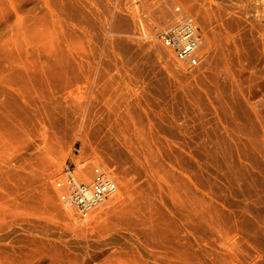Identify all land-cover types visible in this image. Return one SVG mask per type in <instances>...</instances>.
Returning <instances> with one entry per match:
<instances>
[{
    "label": "rangeland",
    "instance_id": "rangeland-1",
    "mask_svg": "<svg viewBox=\"0 0 264 264\" xmlns=\"http://www.w3.org/2000/svg\"><path fill=\"white\" fill-rule=\"evenodd\" d=\"M66 1L0 0V264H264V0ZM174 8L197 68L141 33ZM95 163L80 217L54 181Z\"/></svg>",
    "mask_w": 264,
    "mask_h": 264
},
{
    "label": "built area",
    "instance_id": "built-area-1",
    "mask_svg": "<svg viewBox=\"0 0 264 264\" xmlns=\"http://www.w3.org/2000/svg\"><path fill=\"white\" fill-rule=\"evenodd\" d=\"M184 18L175 23L174 26L155 23L149 28H141V33L144 35L147 32L152 39L154 38L168 47L180 61L187 64L188 68L193 69L199 67L203 60L197 54V42L200 34L192 18ZM90 173L89 184L76 181L69 170L66 173L68 178L66 185L60 180L55 183L59 189L58 196L61 201L72 206L80 217H85L93 207L116 189L112 173L103 165L93 164Z\"/></svg>",
    "mask_w": 264,
    "mask_h": 264
},
{
    "label": "bare ground",
    "instance_id": "bare-ground-1",
    "mask_svg": "<svg viewBox=\"0 0 264 264\" xmlns=\"http://www.w3.org/2000/svg\"><path fill=\"white\" fill-rule=\"evenodd\" d=\"M47 1H48V0H47ZM50 1H52V0H50ZM57 1H58V0H57ZM65 1H66V0H65ZM67 1H68V0H67ZM67 1H66V2H67ZM48 3H49V2H48ZM50 3H51V2H50ZM64 3H65V2H63L62 5H63ZM67 3L69 4L70 2L68 1ZM67 3H65V5H67ZM59 4L61 5V3H59ZM50 5H51V4H50ZM62 5L60 6L61 8H63V7L65 6V5H64V6H62ZM46 6H47V5H46ZM52 6H54V5H52ZM52 6H51V7H52ZM67 6H68V5H67ZM71 6H72V5H71ZM191 6H193V5H191ZM191 6H190V7H191ZM48 7H50L49 4H48ZM58 8H59V7H58ZM67 8L70 9V7H67ZM67 8H66V9H67ZM176 8H177V7H176ZM179 8H180V7H179ZM194 8H195V7H194ZM64 9H65V8H63V10H64ZM71 9H74V7H72ZM177 9H178V8H177ZM192 9H193V8H192ZM196 9H197V8H196ZM160 10H162V9H160ZM175 10H176V9L174 8V12H175ZM193 10H194V9H193ZM46 11H47V10H46ZM56 11H58V10H55V12H56ZM66 11H67V10H66ZM70 11H71V10H68V12H70ZM75 11H76V9H75ZM75 11H73V12H75ZM55 12H53V13H55ZM159 12H160V13H159ZM159 12H158V13L161 15L164 11L162 10V11H159ZM47 13H48V15H49V12H48V11H47ZM75 13H77V12H75ZM143 13H144V12H143ZM166 13H167V12H166ZM182 13H183V12H181V10H178V12H175V14H177V16H175L176 18H174L172 21H169V22H166V21H165V22H162V23H163L165 26H174L175 23H178L180 20H183V19H181V17L184 15V13H183V15H182ZM51 14H52V11H51ZM64 14H65V12H64ZM68 14H72V12H71V13H68ZM145 14H147V13H145ZM148 14H149V13H148ZM163 14H165V13H163ZM199 14H201V13H199ZM204 14H205V13H204ZM37 15H38V14H37ZM73 15H75V14H73ZM178 15H179V16H178ZM181 15H182V16H181ZM55 16H56V14H55L54 16H52V17L55 18ZM57 16H58V14H57ZM57 16H56V17H57ZM61 16H62V15H61ZM69 16H70V15L67 16L68 18L66 17L67 20H68V19L72 20V16H71V18H69ZM76 16H79V15L76 14ZM164 16H165V15H164ZM200 16H201V15H200ZM49 17H50V16H49ZM52 17H51V18H52ZM58 17H59V16H58ZM73 17H74V16H73ZM184 17H185V18H184ZM184 17H183L184 19H186V18L188 19V18H190L191 16L189 17V15H186V16L184 15ZM51 18H50V19H51ZM66 18H65V19H66ZM76 18H78V19L80 20L79 17H76ZM89 18H90V17H89ZM152 18H153V17H152ZM191 18H193V17H191ZM63 19H64V18H63ZM78 19H77V20H78ZM164 19H166V17H165ZM53 20H54V19H53ZM55 20H56V19H55ZM192 20H194V19H192ZM202 20H203V19H202ZM59 21H61V23H62V21H64V20H61V19L59 20V19H58V22H59ZM84 21H85V20H84ZM87 21H88V20H87ZM64 22H65V21H64ZM69 22H70V21H69ZM71 22H72V21H71ZM56 23H57V22H56ZM154 23H155V22H154ZM160 23H161V22H160ZM50 24H51V23H50ZM54 24H55V23H54ZM62 24L64 25V23H62ZM66 24H67V23H66ZM143 24H144V23H143ZM143 24H142V25H143ZM145 24H146V23H145ZM150 24H151V23H150ZM195 24H196V23H195ZM152 25H153V24H152ZM58 26H59V25H58ZM75 26H76V25H75ZM202 26H203V25H202ZM205 26H206V25H205ZM36 27H37L36 31H41V30H42V29H40V19H39V18L37 19V26H36ZM67 27H69L68 24H67ZM140 27H142V26H140ZM140 27H139V28H140ZM143 27L148 28V27H147V24L144 25ZM143 27H142V28H143ZM69 29H70V27H69ZM56 30H57V29H56ZM58 30H59V29H58ZM58 30H57V31H58ZM70 30H71V29H70ZM139 30H140V29H139ZM52 31H53V30H52ZM68 33H69V32H68ZM38 34H39V33H38ZM59 34H60V33H59ZM66 34H67V33H65V35H66ZM227 34H229V33H227ZM57 35H58V34H57ZM65 35H64V36H65ZM139 35H141V33H140ZM60 37H61V36H60ZM67 37H68V36H67ZM144 37H145V38H150V39H152V38L149 36V34H148L147 32L144 33ZM62 38H63V37H62ZM152 40H153V39H152ZM153 41H156V40L154 39ZM156 42H157V41H156ZM160 44H161V43H160ZM161 45H162V44H161ZM197 45H198V48H197V54L200 55V57H202V59H203V58L205 57V55H203L204 53H202V46H201V45H202V39H201V37H199L198 42H197ZM162 46H163L164 48H166V49L169 51V53H171V54L173 55V57H174V59H175V61H176V64H178L179 67H181V68H185V69H190V68H188L187 64L184 63V62H182V61H180V60L174 55V53H173L168 47H165L164 45H162ZM227 46H228V45H227ZM237 47H238V46H237ZM230 48H231V47H230ZM240 49H241V48H240ZM231 50H232V49H231ZM234 60H235V59H234ZM201 63H202V62H201ZM200 65H201V64H200ZM227 67H228V66H227ZM240 67H241V66H240ZM196 68H197V67H196ZM193 69H194V68H193ZM15 73H16V72H15ZM8 74H10V73H8ZM12 74H13V73H12ZM236 74H237V72H236ZM241 77H242V76H241ZM5 78H6V77H5ZM11 78H12V77H11ZM246 78H247V77H246ZM252 78H253V77H252ZM10 82H11V81H10ZM236 87H237V86H236ZM243 89H244V88H243ZM239 92H240V91H239ZM229 93H230V92H229ZM228 96H229V95H228ZM232 96H233V95H232ZM237 101H238V100H237ZM240 103H241V101H240ZM251 104H252V103H251ZM82 109H83V108H82ZM87 110H88V109H87ZM255 111H256V110H255ZM89 118H90V117H89ZM89 118H88V119H89ZM86 119H87V118H86ZM84 134H85V133H84ZM97 164H100V163H97ZM72 169H73V168H72ZM89 170H90V171H88V173L91 172V170H92V165H90ZM110 172H111V171H110ZM63 173H64V172H63ZM63 173H62V174H63ZM88 173H87V172H84V171H83L82 173H77V172L74 171L73 175L76 174L77 177L74 175L73 178L76 179V181H78V182H81V183H84V184H89V182H90V177H91V173H90V175H88ZM65 174H66V173H65ZM61 176H62V175H61ZM88 176H89V177H88ZM62 177H63V178H62ZM62 177H61V179H57V180L55 179V181H54V186H55V189L58 191V194H59V189H58V188L56 187V185H55L56 181H58V180L63 181V184L66 185V180H68V178L66 177V175H65V177H64V175H63ZM112 177H113V174H112ZM77 178H78V179H77ZM113 178H114V177H113ZM114 180H115V179H114ZM115 183H116V180H115ZM117 189H118V185H117V183H116V189H115V191H114L113 193H116V192H117ZM87 192H89V191H87ZM113 193H112V196H113ZM110 196H111V194H110ZM110 196H109V198H110ZM105 199H106V198H105ZM105 199H104V200H105ZM59 200H60L61 204H62L64 207H66V208H70V209H73L72 206H69V205L63 203V202L61 201L60 198H59ZM104 200H103L102 202H100L99 204H97L95 207H93V209H91L89 212L94 211V209H96V208L99 207L101 204H103V203L106 201V200H105V201H104ZM73 210H74V209H73ZM74 211H75V210H74ZM75 212H76V211H75ZM89 212H88V213H89ZM70 217H71V215H70ZM187 219H188V217H187ZM189 219H190V218H189ZM190 220H191V219H190ZM242 222H243V221H242ZM185 224H186V223H185ZM189 224H190V223H189ZM187 227H190V226L187 225ZM187 227H186V228H187ZM189 232H190V231H189ZM187 243H188V242H187ZM185 246H186V245H185ZM185 249H186V248H185ZM192 250H193V249H192ZM190 252H191V251H190ZM186 255H187V254H186ZM170 263H171V262H170ZM175 264H176V263H175Z\"/></svg>",
    "mask_w": 264,
    "mask_h": 264
}]
</instances>
